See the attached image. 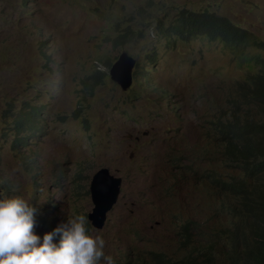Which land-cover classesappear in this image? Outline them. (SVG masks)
<instances>
[{
  "label": "rangeland",
  "instance_id": "rangeland-1",
  "mask_svg": "<svg viewBox=\"0 0 264 264\" xmlns=\"http://www.w3.org/2000/svg\"><path fill=\"white\" fill-rule=\"evenodd\" d=\"M181 9L220 14L264 42V0H0V198L25 199L34 216L51 209L60 225L83 216L113 264L133 263L182 223L214 214L217 204L198 181L174 175V157L192 162L185 148L229 98L226 87L245 77L250 58L264 57V47L157 33L155 21ZM125 28L135 37L115 47L112 30ZM41 38H49L43 47ZM122 51L138 62L127 92L105 66ZM94 69L107 76L90 96L81 78ZM34 109L40 136L16 142V118ZM100 167L120 176L122 187L96 230L87 220L88 190Z\"/></svg>",
  "mask_w": 264,
  "mask_h": 264
},
{
  "label": "trees",
  "instance_id": "trees-1",
  "mask_svg": "<svg viewBox=\"0 0 264 264\" xmlns=\"http://www.w3.org/2000/svg\"><path fill=\"white\" fill-rule=\"evenodd\" d=\"M155 24L161 36L184 42L204 37L233 45H264L262 41L256 42L249 31L236 27L226 17L208 10L194 12L181 9L175 18L163 22L157 19ZM112 31L116 32L112 39L116 47L135 37V33L128 28ZM256 60H260L258 69H250L247 80L231 89L232 97L227 103L231 117L229 124H214L213 130L208 129L207 132L213 137L212 147L220 149L223 158L240 164L245 174L244 178L217 174L210 187L220 192L223 199L220 205L229 207L226 211H220V214L230 217L227 222L233 225L223 228L225 224L219 221L222 215L217 211L219 215L205 218L204 222L190 220L183 223L170 241L160 248L146 249L135 264H264V185L256 180V170L264 169V145L257 140V134L264 137V130H258L264 127V58L256 57ZM110 65L111 62H108L105 66ZM106 76L105 72L97 69L84 75L81 78L83 90L92 96ZM237 115L245 120L238 124ZM36 116L35 109L18 116L14 123L16 132L24 128H28V132L40 131L41 127L35 123ZM39 212L43 214L34 216V234L42 239L45 233L52 232L60 224L49 218V214L53 213L51 209L48 211L45 208L43 211L40 208ZM42 229L43 233L38 235ZM54 243H59V236ZM122 258V255L118 256L120 262Z\"/></svg>",
  "mask_w": 264,
  "mask_h": 264
},
{
  "label": "clouds",
  "instance_id": "clouds-1",
  "mask_svg": "<svg viewBox=\"0 0 264 264\" xmlns=\"http://www.w3.org/2000/svg\"><path fill=\"white\" fill-rule=\"evenodd\" d=\"M20 2L22 5L25 6L27 0H20ZM227 19L236 27L242 30H247L233 23L229 18ZM247 31H249L254 36L256 42L260 41L250 30ZM38 32H40L39 29ZM47 42H49V38L39 39L40 47H43ZM221 42L226 45H231L243 49L247 47H255L262 49L264 47V45L242 46V45H233V44L225 43L223 41ZM122 52H126L129 56H131L135 60V64L131 71L132 83L127 90L123 91L119 84H117L114 81L113 82L118 85V87L121 89L122 92H127L128 90H130V88L133 85L134 76H135L134 70L138 62L127 51H122ZM122 52H120L119 55ZM119 55L117 56L115 62L118 60ZM256 57L264 58L263 56L256 55L249 59L250 66L248 67V71L245 77L243 79L237 80L229 84V86L226 87L229 94V98L224 99L225 102L221 106H218L217 104L215 105L214 108L215 115L209 117V121L206 124L207 127H204V131L202 132V135L199 136L193 143L194 147L185 148V154H190L192 156V162L187 163L188 159H181V160L179 159L180 156L179 154L184 153L182 151L179 152L178 157L177 156L174 157V175H179L182 173L185 176H191L190 178L193 181H198L202 185L203 187L202 189L205 196H207V198H213L217 204V208L215 209V212L212 216H209L207 213H203L202 217H200L199 219H194V222H199V223L204 222L205 218H212L215 215H219L220 211H226L229 209V207L226 205L223 204L220 205L221 201H223L222 197L220 196V192L218 190L210 189V187L213 185L215 181L217 174H220L221 176L228 175L235 178L245 177L244 171L240 164L235 162L233 163L232 160L223 158L220 153V149L212 147L213 137L209 136L207 132L208 129L213 130L212 125L214 124L227 123V122L229 124L231 117L227 109V103H228V99H231L232 97L230 94L231 89L233 88V86L235 87L237 83L244 82L247 80V74L250 69H254V68L258 69L260 60H256ZM108 62H110V59L107 58L105 61V65ZM114 63H112L110 67H108L109 78H110L109 75L110 69ZM48 70L54 71L51 68H48ZM237 118H238V124L241 121L245 120L240 115H237ZM35 119H36L35 121L38 122L35 123L38 124L42 130V126L39 123L40 121L36 117ZM208 126H211L212 128H208ZM258 130L259 132H263L264 127H260ZM40 131L32 130V132H28V128H24V130L22 129L19 132H16L15 130L17 135L15 141L16 142L22 141L25 143L28 140V138L36 139L40 136L39 133H37ZM24 137L26 138L22 140V138ZM257 140H259L260 143L264 145V137H261L259 134H257ZM201 151H207V153L204 154ZM25 158H24L25 161L26 160L30 161V157L25 156ZM219 159L221 160L220 162L221 165L218 162ZM228 166L236 167L237 170L229 171ZM102 168L107 169L109 173L114 177L121 179V185H120V192H121L122 178L112 173L111 170L107 167H100L99 169ZM256 180L259 184L264 185V169L256 170ZM4 185L7 187H11V184L6 180H4ZM10 191L11 190H9L8 192ZM201 198L202 199L200 200L203 201L205 200L206 197L203 196ZM92 208H93V204H92ZM35 211L36 209L33 208L29 204V202L23 198L20 197L0 198V264H100V261L102 259L107 260V261H103L105 262V264H113L110 257H105L104 239L99 236L93 237L87 234V229L89 228H87L88 225L86 224L85 218L83 216H77L73 219H67V222L65 224L58 226L52 232L45 233L41 239V237L34 234ZM216 211L217 213L219 212V214H217ZM106 217H107V213H106ZM229 218L230 217H224L223 215L219 217V221L225 224L223 228L225 227L229 228L230 226L233 225L232 223L227 222ZM189 221L190 220H187L186 222ZM88 222L90 223V221ZM210 223L215 224L214 222H210ZM223 228H222V233H224ZM57 236H59L58 244L54 243V240L56 239ZM135 262H133L132 264H135Z\"/></svg>",
  "mask_w": 264,
  "mask_h": 264
},
{
  "label": "water",
  "instance_id": "water-1",
  "mask_svg": "<svg viewBox=\"0 0 264 264\" xmlns=\"http://www.w3.org/2000/svg\"><path fill=\"white\" fill-rule=\"evenodd\" d=\"M134 64L135 60L126 52H122L111 66L110 78L119 84L123 91L127 90L132 83L131 71ZM120 185L121 179L111 175L105 168L98 169L93 174L89 187L93 208L88 213L87 219L95 229L103 228L106 213L117 202Z\"/></svg>",
  "mask_w": 264,
  "mask_h": 264
}]
</instances>
